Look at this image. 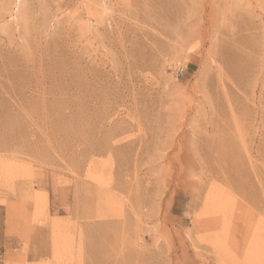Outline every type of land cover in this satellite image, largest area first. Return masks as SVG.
<instances>
[{"label":"rangeland","instance_id":"obj_1","mask_svg":"<svg viewBox=\"0 0 264 264\" xmlns=\"http://www.w3.org/2000/svg\"><path fill=\"white\" fill-rule=\"evenodd\" d=\"M0 264H264V0H0Z\"/></svg>","mask_w":264,"mask_h":264},{"label":"bare ground","instance_id":"obj_2","mask_svg":"<svg viewBox=\"0 0 264 264\" xmlns=\"http://www.w3.org/2000/svg\"><path fill=\"white\" fill-rule=\"evenodd\" d=\"M193 1V0H192ZM20 3H21V1H20ZM208 4V3H207ZM19 4H17V6H18ZM203 7V6H202ZM18 8H20L19 6H18ZM188 11V10H187ZM18 12H19V10H18ZM159 12V11H158ZM189 12V11H188ZM163 14V13H162ZM168 14V13H167ZM18 15V14H17ZM182 16V15H181ZM19 17V16H18ZM178 18V17H177ZM14 21V20H13ZM239 33V32H238ZM175 138V137H174ZM170 140V139H169ZM169 142V141H168ZM172 142V141H171ZM170 142V143H171ZM173 143V142H172ZM183 143V142H182ZM180 144V143H179ZM172 145V144H171ZM182 146V145H181ZM176 147V146H175ZM178 147V146H177ZM170 148V147H169ZM175 151H177L176 150V148H175ZM178 152V151H177ZM179 158H181L180 156H179ZM178 160H180V159H178ZM113 171V170H112ZM111 173V172H110ZM109 173V174H110ZM115 173V172H114ZM183 173V172H182ZM93 176V175H92ZM110 177L112 176V175H109ZM109 176L107 177V178H109ZM96 179H97V177H96ZM105 179V178H104ZM183 180V179H182ZM181 182V181H180ZM107 183V182H106ZM183 184V183H182ZM104 186V185H103ZM120 187V186H119ZM163 188V187H162ZM165 188V187H164ZM171 188V187H170ZM164 191V190H163ZM165 193V192H164ZM164 196V195H163ZM161 197V196H160ZM163 198V197H162ZM222 202H224L223 200H222ZM110 205V204H109ZM237 206V205H236ZM240 206V205H239ZM226 207V206H225ZM241 207V206H240ZM238 207L239 208V210L241 209V208H243V207ZM222 208V207H221ZM237 209V208H236ZM235 209V210H236ZM228 210V209H227ZM231 210H232V208L230 209V213H231ZM243 211H246L245 209L244 210H242V213H243ZM246 212H248V211H246ZM235 213H237V212H235ZM239 213V212H238ZM243 214H245V212L243 213ZM249 214V213H248ZM236 215V214H235ZM245 217V216H244Z\"/></svg>","mask_w":264,"mask_h":264}]
</instances>
